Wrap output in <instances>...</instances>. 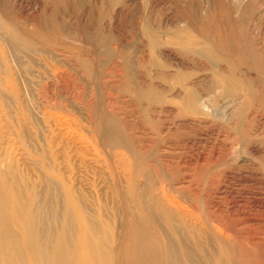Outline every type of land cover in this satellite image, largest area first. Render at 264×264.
<instances>
[{"label":"rangeland","instance_id":"374dc122","mask_svg":"<svg viewBox=\"0 0 264 264\" xmlns=\"http://www.w3.org/2000/svg\"><path fill=\"white\" fill-rule=\"evenodd\" d=\"M31 252L264 264V0H0V264Z\"/></svg>","mask_w":264,"mask_h":264},{"label":"bare ground","instance_id":"6f19581e","mask_svg":"<svg viewBox=\"0 0 264 264\" xmlns=\"http://www.w3.org/2000/svg\"><path fill=\"white\" fill-rule=\"evenodd\" d=\"M17 88H19V87H17ZM15 92H17V90H16ZM24 109H25V108H24ZM11 176H12V175H11ZM3 181H4V180H3ZM21 185H23V184H21ZM23 188H24V187H23ZM25 188H26V187H25ZM7 190H8V189H7ZM30 190H31V189H30ZM27 191H28V190H27ZM26 194H27V192H26ZM26 194H25V195H26ZM14 196H15V195H14ZM29 196H30V195H29ZM17 199H18V198H17ZM28 199H29V198H28ZM12 204H14V202H13ZM17 205H18V203H17ZM18 207H19V205H18ZM19 209H20V208H19ZM26 210H27V209H26ZM29 210H30V209H29ZM36 210H37V209H36ZM76 210H77V209H76ZM30 211H31V210H30ZM37 211H38V210H37ZM22 212H23V211H22ZM22 212L19 211L20 214H23ZM26 213H27V212H26ZM34 213H36V212H34ZM15 214H16V213H15ZM82 214H83V213H82ZM18 215H19V214H18ZM25 215H26V214H25ZM31 215H32V214H31ZM19 217H20V216H19ZM19 217H18V218H19ZM23 217H24V216H23ZM20 218H21V217H20ZM73 218H74V217H73ZM73 218H72V219H73ZM168 218H169V216H168ZM22 219H23V218H22ZM63 219H64V218H63ZM12 220H13V219H12ZM25 220H26V219H25ZM32 220H33V219H32ZM166 220H167V219H166ZM81 221H82V220H81ZM10 222H11V221H10ZM64 222H65V221H64ZM83 222H84V221H83ZM166 222H167V221H166ZM13 223H14V222H13ZM63 224H64V223H63ZM63 224H62V225H63ZM9 225H10V224H9ZM76 225H77V224H76ZM13 226L15 227V225H13ZM18 227H19V226H18ZM28 227H29V226H28ZM62 227H63V226H62ZM77 227H78V226H77ZM15 229H16V228H15ZM23 229L25 230V227H24ZM78 229H79V228H78ZM70 230H71V229H70ZM70 230H69V231H70ZM26 231H27V230H26ZM60 231H61V230H60ZM17 232H18V231H17ZM76 232H78V230H77ZM20 233H21V232H20ZM27 233L29 234L28 231H27ZM33 233H35V232H33ZM85 233H86V232H85ZM25 234H26V233H25ZM75 234H76V233H75ZM59 235H60V234H59ZM77 235H78V234H76V236H77ZM170 235L173 236L172 234H170ZM174 235H175V234H174ZM64 236H65V235H64ZM33 237H34V235H33ZM45 237H46V236H45ZM47 237H48V236H47ZM59 237H60V236H59ZM61 237L63 238V235H61ZM61 237H60V239H61ZM78 237H79V236H78ZM24 238H25V237H24ZM36 238H37V237H36ZM25 239H26V238H25ZM45 239H46V238H45ZM75 239H76V238H75ZM77 239H78V238H77ZM77 239H76V240H77ZM176 239H177V238H176ZM28 240H29V239H28ZM28 240H27V241H28ZM37 240H38V239H37ZM25 241H26V240H25ZM25 241H24V242H25ZM34 241H35V239H34ZM57 241H58V240H57ZM96 241H97V240H96ZM24 242H23V243H24ZM75 242H76V241H75ZM55 243H56V242H55ZM35 244H36V243H35ZM58 244H59V243H58ZM74 244H75V243H74ZM37 245H38V244H37ZM37 245H35V246H37ZM43 245H46V244H43ZM23 246H24V244H23ZM29 246H30V244H29ZM29 246L26 245V247H27L28 249H29ZM55 246H56V245H55ZM63 246H64V245H63ZM83 246H84V245H83ZM26 247H25V248H26ZM43 247H44V246H43ZM64 247H65V246H64ZM13 248H14V247H13ZM32 248H33V246H32ZM41 248H42V247H41ZM41 248H39V249H41ZM51 248H52V247H51ZM54 248H55V247H54ZM109 248H110V247H109ZM109 248H108V249H109ZM30 249H31V248H30ZM60 249H61V248H60ZM70 250H71V249H70ZM70 250H69V252H70ZM75 250H76V247H75ZM29 251H30V250H29ZM34 251H35V250H34ZM55 251H56V250H55ZM55 251H54V252H55ZM62 251H63V250H62ZM62 251H61V252H62ZM27 252H28V251H27ZM44 252H45V251H44ZM59 252H60V251H59ZM33 253H34V252H33ZM38 253H39V252H38ZM38 253H37V254H38ZM45 253H46V252H45ZM63 253H64V252H63ZM67 253H68V252H67ZM71 253H73V252H71ZM74 253H75V252H74ZM41 254H42V253H41ZM43 254H44V253H43ZM52 254H53V253H52ZM56 255H57V252H56ZM73 255H74V254H73ZM75 255H76V254H75ZM181 255H182V254H181ZM29 256H30V255H29ZM31 256H32V252H31ZM36 256H37V255H36ZM45 256H46V255H45ZM52 256H53V255H52ZM58 256H59V255H58ZM34 257H35V256L33 255V256H32V258H33L32 263H33L35 260L37 261V259L34 260ZM61 257H62V256H61ZM37 258H38V257H37ZM44 258H46V257H44ZM50 258H51V257H49V259H50ZM42 259H43V256H42ZM54 259H55V257H54ZM58 259H59V258H58ZM76 259H78V257H77ZM92 259H93V258H92ZM30 260H31V259H30ZM45 261H48V260H45ZM62 261H63V259H62ZM73 261H76V260L73 259ZM85 261H87V260H85ZM100 261H101V260H100ZM37 262H38V264H39V261H37ZM63 262H64V261H63ZM88 262H89V261H88ZM88 262H87V263H88ZM109 262H110V260H109ZM40 263H41V261H40ZM42 263H43V262H42ZM44 263H45V262H44ZM52 263H53V262H52ZM52 263H51V264H52ZM54 263H55V262H54ZM54 263H53V264H54ZM59 263H61V261H60ZM73 263H74V262H73ZM83 263H84V262H83ZM85 263H86V262H85ZM95 263H96V262H95ZM33 264H35V263H33ZM47 264H48V263H47ZM69 264H70V262H69ZM79 264H80V263H79ZM107 264H108V263H107Z\"/></svg>","mask_w":264,"mask_h":264}]
</instances>
